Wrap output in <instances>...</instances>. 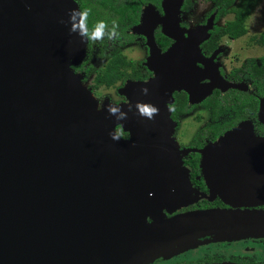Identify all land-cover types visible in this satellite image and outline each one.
Returning <instances> with one entry per match:
<instances>
[{"label": "water", "instance_id": "obj_1", "mask_svg": "<svg viewBox=\"0 0 264 264\" xmlns=\"http://www.w3.org/2000/svg\"><path fill=\"white\" fill-rule=\"evenodd\" d=\"M184 2L163 0V16L147 8L134 33L148 40L154 75L126 81L119 92L127 102L108 100L99 110L74 69L88 41L77 2L0 0V264H148L209 235L264 236L259 211L164 218L165 208L191 201L192 188L170 139L173 94L185 91L196 104L213 89H239L214 64L222 49L202 54L215 14L184 28ZM158 26L175 41L164 54L155 43ZM205 79L212 83L202 86ZM198 153L214 196L236 206L264 204V138L250 125ZM165 167L175 181L158 178Z\"/></svg>", "mask_w": 264, "mask_h": 264}, {"label": "flooded vegetation", "instance_id": "obj_2", "mask_svg": "<svg viewBox=\"0 0 264 264\" xmlns=\"http://www.w3.org/2000/svg\"><path fill=\"white\" fill-rule=\"evenodd\" d=\"M75 1L86 26L88 40L86 55L82 63L77 66V73L84 74V84L93 94L99 92L101 86L105 89L115 88L116 92L105 95L106 98L116 105L126 103L127 99L120 96L118 92L126 81H147L154 75L147 66L151 53L147 45L148 40L144 35L134 33V29L141 24L144 12L149 6L163 16V0ZM207 19L204 17L200 25L206 24ZM181 26L191 28L184 22ZM153 33L161 54L166 53L175 44L174 40L162 33L161 26L156 27ZM240 38L223 36L214 42L217 47L211 51L202 48L209 39L201 45L202 54L206 59L210 58L215 51L223 50L214 59V64L218 66L219 73L225 82L238 85L239 89L230 88L226 91L213 89L211 95L196 104L190 102L189 94L185 91H177L173 94L174 101L170 105L171 122L168 123L173 129L170 139L173 145L178 146L184 174L192 188L191 201L184 207L173 212L166 208L163 210L166 220L187 213L211 210L264 212V204L236 206L238 204H228L225 198L214 196L213 188L206 177V174L210 172L204 168L203 157L198 153L218 142L243 123L252 127L256 137L264 138V124L259 121L258 114L263 97L258 98L254 80L248 72L249 63L256 61L259 64L264 56L259 59L254 56L241 58L237 56V53H231L227 44ZM255 41V38H251L247 40L245 46L247 47L248 44L259 46ZM210 44L214 46L213 43ZM237 57L240 59L238 64ZM198 66L202 70L205 69L204 64H198ZM112 67L128 75H134L135 79L128 78L123 83L118 82L113 86L98 85V74L105 73ZM87 72H91L92 75L87 76ZM210 83H212L210 80L205 79L202 80L201 85L208 86ZM116 133L125 141L131 139V134L125 132L121 125L116 126ZM157 173L158 178L166 182L176 180V172L172 168L165 167ZM169 208L173 209L172 206ZM152 222L153 220L149 217L148 223ZM196 244H198L196 248L176 255L171 260L165 259L171 253L166 252L148 264H264V236L216 237L209 235L198 239Z\"/></svg>", "mask_w": 264, "mask_h": 264}, {"label": "trees", "instance_id": "obj_3", "mask_svg": "<svg viewBox=\"0 0 264 264\" xmlns=\"http://www.w3.org/2000/svg\"><path fill=\"white\" fill-rule=\"evenodd\" d=\"M212 4L211 10L206 14L205 18H209L212 14H215V22L218 24L222 19L228 15H233L234 19L224 24V26L215 25L214 29L210 32L209 40L202 46L204 50L211 51L215 47V41L223 36H229L233 39L243 37L247 34L246 23L252 13L258 7L261 0H206ZM194 6L192 0H185L183 5V12L189 13ZM213 43L214 46H211ZM255 43L259 46H264V34L256 39ZM118 62V61H116ZM248 72L251 74L254 80L256 92L258 98L264 97V58L260 60V63L252 61L249 63ZM252 67V69H251ZM77 72V67H74ZM87 76H91V72L86 73ZM135 79L134 75H128L123 71L110 68L105 73H99L97 76L98 85L113 86L118 82H124L126 79ZM258 107V105H257ZM259 114V113H258Z\"/></svg>", "mask_w": 264, "mask_h": 264}, {"label": "rangeland", "instance_id": "obj_4", "mask_svg": "<svg viewBox=\"0 0 264 264\" xmlns=\"http://www.w3.org/2000/svg\"><path fill=\"white\" fill-rule=\"evenodd\" d=\"M192 1L194 3V6L189 13L182 14L181 23L183 22L187 23L191 26V28H195L197 26H200V23L203 20V18L211 10L212 4L208 3L206 0H192ZM233 19H234L233 15H228L227 17L222 19L218 23V25L224 26L225 23L230 22ZM246 29H247L246 36L230 44H227V47L229 48L231 53H237V56L241 58L246 57V56H254L259 59L260 57H263L264 47L253 46L251 44H248V46L246 47L245 43L247 42V40L251 38L258 39L261 35L264 34V0H261L258 7L255 9V11L252 13L250 18L247 20ZM238 57H237V64L239 63V60H240ZM115 92H116L115 88L105 89L104 86H101V90H99V92H97L96 94H93L97 101V107L99 110L103 108V105L108 100L110 103H112L109 98L108 99L106 98L105 95L113 94ZM119 95L122 96L120 92H119ZM197 245L198 244H195L194 246L184 249V250H175L173 253H170L165 259L171 260L176 255L178 256L182 253L187 252V250L189 251V249L196 248Z\"/></svg>", "mask_w": 264, "mask_h": 264}, {"label": "bare ground", "instance_id": "obj_5", "mask_svg": "<svg viewBox=\"0 0 264 264\" xmlns=\"http://www.w3.org/2000/svg\"><path fill=\"white\" fill-rule=\"evenodd\" d=\"M95 99V98H94ZM174 146H175V149H176V152L180 155V152H179V150H178V146L176 145V144H174ZM207 165V164H206ZM206 168V167H205ZM206 170L208 171V168H206ZM170 252V251H169Z\"/></svg>", "mask_w": 264, "mask_h": 264}]
</instances>
